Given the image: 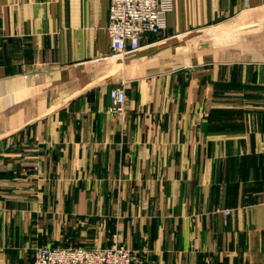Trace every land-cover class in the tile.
<instances>
[{
	"label": "crops",
	"instance_id": "obj_1",
	"mask_svg": "<svg viewBox=\"0 0 264 264\" xmlns=\"http://www.w3.org/2000/svg\"><path fill=\"white\" fill-rule=\"evenodd\" d=\"M108 4L0 0V264H264V0H173L122 56Z\"/></svg>",
	"mask_w": 264,
	"mask_h": 264
},
{
	"label": "built area",
	"instance_id": "obj_2",
	"mask_svg": "<svg viewBox=\"0 0 264 264\" xmlns=\"http://www.w3.org/2000/svg\"><path fill=\"white\" fill-rule=\"evenodd\" d=\"M106 30L110 39V53L122 56L139 49L140 38L159 34L166 27V14L173 0H108ZM107 112L121 115L126 100L125 88L109 90ZM32 170L38 171V165ZM132 250L117 241L106 246H49L34 249L32 264H131Z\"/></svg>",
	"mask_w": 264,
	"mask_h": 264
}]
</instances>
